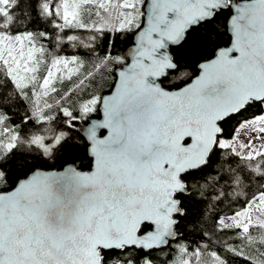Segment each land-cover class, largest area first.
<instances>
[{"label":"snow or ice","instance_id":"1","mask_svg":"<svg viewBox=\"0 0 264 264\" xmlns=\"http://www.w3.org/2000/svg\"><path fill=\"white\" fill-rule=\"evenodd\" d=\"M190 41L192 65L173 52ZM226 202L219 243L187 242L198 205ZM165 248L166 264H264V0H0V264Z\"/></svg>","mask_w":264,"mask_h":264},{"label":"trees","instance_id":"2","mask_svg":"<svg viewBox=\"0 0 264 264\" xmlns=\"http://www.w3.org/2000/svg\"><path fill=\"white\" fill-rule=\"evenodd\" d=\"M225 15L218 17L217 21H216V27L219 29V32L216 34L215 38L218 40L219 43H227V41H228V36L226 34H224V31H223V23H224ZM39 27L40 26L37 25L38 29H39ZM128 46L129 45L127 42L122 41L119 45V49L121 51H123ZM68 49L69 50H67V48H65V50H67L68 52L72 53L74 51L72 48H68ZM173 52H174L175 56L177 57V59L181 63H187L189 65L194 64L195 54L193 51V46H192L191 41L189 44H186L182 47L174 48ZM112 83H113V77L110 75H106L100 83V90H102L104 93L108 92L109 89L111 88ZM235 124H236V120H234V119L226 121L224 123L223 126L225 129L226 135L231 134L232 129L234 128ZM66 155L70 160L78 156L79 157L78 163L80 164V166L82 168H84L86 170L88 160H87V158L84 155L82 150L77 149V150L73 151L72 149H69V151L66 153ZM13 179H14V177H13ZM255 187H256V181L253 182V190H255ZM198 207H200L204 211L205 215H204L202 221L199 224H197L195 227V232L197 234L187 236L186 241L191 242V241L195 240L199 244V243H201V236L199 235V233L206 232V233H208V235L204 238L203 243L207 244L209 246H216L219 243L218 237L221 234L216 233L214 231L213 219H214L216 212L227 211V202L225 203V205H223L217 209H214L210 203H204V204L198 205ZM193 246H195V245H193ZM169 251H170L169 249L165 248L162 251L156 253L155 254L157 256L156 264H166V261L168 259L167 253ZM236 264H239V262L237 261Z\"/></svg>","mask_w":264,"mask_h":264},{"label":"rangeland","instance_id":"3","mask_svg":"<svg viewBox=\"0 0 264 264\" xmlns=\"http://www.w3.org/2000/svg\"><path fill=\"white\" fill-rule=\"evenodd\" d=\"M67 50H69L67 48ZM67 50L63 49L62 52H61V55H68V54H71V52H68ZM74 50V49H73Z\"/></svg>","mask_w":264,"mask_h":264},{"label":"water","instance_id":"4","mask_svg":"<svg viewBox=\"0 0 264 264\" xmlns=\"http://www.w3.org/2000/svg\"><path fill=\"white\" fill-rule=\"evenodd\" d=\"M128 48V47H127ZM109 91H110V89H109ZM107 93V92H106Z\"/></svg>","mask_w":264,"mask_h":264}]
</instances>
